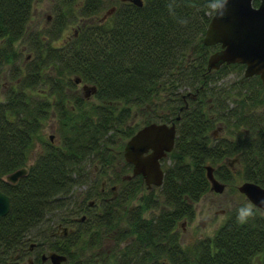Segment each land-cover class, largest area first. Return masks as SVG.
Segmentation results:
<instances>
[{
	"label": "trees",
	"instance_id": "obj_1",
	"mask_svg": "<svg viewBox=\"0 0 264 264\" xmlns=\"http://www.w3.org/2000/svg\"><path fill=\"white\" fill-rule=\"evenodd\" d=\"M33 1L0 0V189L10 197L0 264H41L50 251L66 255L61 264H253L259 254L264 264V211L254 206L255 217L241 225L245 202L212 235L180 241V221L193 219L194 203L210 189L207 164L226 185L236 171L264 187V86L259 75H244L243 63L207 68L220 44L203 42L212 15L205 0H176L186 26L169 14L170 0H117L96 20L87 18L104 0L77 8L76 0H58L53 24L28 30ZM80 18L87 20L63 38ZM231 72L237 79H226ZM81 82L95 90L82 93ZM132 107L146 114L142 125L176 124L163 181L136 204L145 182L123 156L140 127L128 123ZM49 123L54 134L45 137ZM219 124L225 133L215 138ZM231 156L232 166L224 160ZM92 165L99 174H90ZM24 166L16 181L3 179ZM103 177L118 184L115 192L102 189Z\"/></svg>",
	"mask_w": 264,
	"mask_h": 264
},
{
	"label": "water",
	"instance_id": "obj_2",
	"mask_svg": "<svg viewBox=\"0 0 264 264\" xmlns=\"http://www.w3.org/2000/svg\"><path fill=\"white\" fill-rule=\"evenodd\" d=\"M129 1L137 5L142 4V0ZM203 42L206 45L220 44V48L208 56V69L218 68L222 63H243L244 75H259L264 86V0H259L257 5L253 4V0H229L223 17H214L212 13ZM88 87L92 91L95 90L94 86L84 84L86 95L89 94ZM175 136V122L150 121L140 126L125 141L124 159L132 164V174H140L143 177L147 188L162 183L164 171L161 160L173 148ZM236 158L233 157L229 164L232 165ZM205 167L210 189L223 191L225 183L215 177L210 164ZM26 170L25 166L20 167L8 173L5 179L14 182ZM237 188L254 206L264 211V187L254 181L243 180ZM9 208L10 197L0 189V219L7 214ZM61 227L65 232L68 230L67 226ZM42 258H49L50 264H61L66 255L50 251L47 255L43 254Z\"/></svg>",
	"mask_w": 264,
	"mask_h": 264
},
{
	"label": "rangeland",
	"instance_id": "obj_3",
	"mask_svg": "<svg viewBox=\"0 0 264 264\" xmlns=\"http://www.w3.org/2000/svg\"><path fill=\"white\" fill-rule=\"evenodd\" d=\"M83 0H76L73 4L74 8H77L79 5H81ZM117 3V0H104V6L99 10V12L96 15H93L91 18L87 19H93L96 20L98 17L102 16L110 6ZM60 4H58V0H34L32 4L31 9V17L28 23V30L32 29H43L50 27L55 20L56 12L57 10H60ZM87 19H79L69 22L68 25L63 29L62 31V37H68L72 32L77 28L79 24H81L82 21ZM27 30V31H28ZM0 46H2V43L0 42ZM17 48H21V43H17ZM27 51L25 49H21V54L24 57L26 55ZM237 74L234 72H231L228 74L226 79H237ZM0 83H4V78L0 80ZM79 89L82 93H85L86 89H83V83H79ZM0 91H2V87L0 86ZM147 116L144 114V112L136 107H132V114L128 119V123L134 124V125H142V121L146 119ZM52 123H49L45 125V127L42 129L43 136L48 137L49 135L52 136L54 134ZM224 130L220 124L216 126L213 129V137H218L220 135H223ZM40 150V145L36 144L34 150L32 151L31 157L28 161V164L31 163L35 157V154ZM234 156L226 157L224 160L230 161ZM234 163V161H233ZM232 163V165H233ZM231 165V166H232ZM90 174H99L98 169L96 166L92 165L90 167ZM235 171V170H234ZM235 178L233 182V186L231 185H225V188L221 192L214 191L212 189H209L206 193H204L198 201L194 203V209L195 214L193 219L191 220H182L180 221V224L178 225V231L180 234V241L182 244L187 245L195 242L198 238L210 236L212 235L218 226L224 221L226 216L228 215L230 209L232 207L240 202H245V204H252L249 199L241 193L237 185H239L243 181V177L241 174H237V172H234ZM5 178V175L3 176ZM109 180L106 179V177H103L99 180V183H104V188H110L112 187V190L115 192L117 190L118 184H114L111 182H108ZM101 183V184H102ZM102 186V187H103ZM83 188L85 186H82ZM81 187V188H82ZM156 190V186L153 187ZM78 191V188L75 190ZM149 189L145 186L137 192L136 196L131 200L130 203L136 204L140 201L141 195L147 194ZM91 200L93 198H90ZM253 205V204H252ZM254 206V205H253ZM263 211V210H262ZM150 210H147L144 212L145 216H149ZM123 224V222H121ZM109 237V236H107ZM109 240L103 241L101 248H107L109 247L111 243V238H108ZM47 252L46 254H48ZM262 261V255L259 254L255 256L253 264H261ZM50 261L48 260V263Z\"/></svg>",
	"mask_w": 264,
	"mask_h": 264
},
{
	"label": "clouds",
	"instance_id": "obj_4",
	"mask_svg": "<svg viewBox=\"0 0 264 264\" xmlns=\"http://www.w3.org/2000/svg\"><path fill=\"white\" fill-rule=\"evenodd\" d=\"M229 0H205V4L203 7L211 11L214 14V17H223L227 10ZM176 0H170L167 5L169 14L174 18L178 19V22L182 26H186L188 24V19L186 17L178 18L175 8L177 7ZM255 209L252 204H245L240 206L237 209L236 219L237 222L241 225L246 224L250 219L255 217Z\"/></svg>",
	"mask_w": 264,
	"mask_h": 264
},
{
	"label": "flooded vegetation",
	"instance_id": "obj_5",
	"mask_svg": "<svg viewBox=\"0 0 264 264\" xmlns=\"http://www.w3.org/2000/svg\"><path fill=\"white\" fill-rule=\"evenodd\" d=\"M20 177V176H19ZM3 179H5L4 177H3ZM6 180V179H5ZM8 181V180H7ZM104 185V183H102V186ZM113 187V186H112ZM102 189H104V186L102 187ZM59 225H61V224H59ZM58 225V230H61L62 229V227L61 226H59ZM63 233H66L64 230L62 231ZM33 247V245L31 244V246H30V248H32ZM43 254H46V253H43ZM42 254V255H43ZM47 255V254H46ZM31 259V258H30ZM48 260L50 261V259L49 258H46L45 260H43V258H42V261H41V264H50L51 263V261L48 263ZM31 264H33V260L31 259V261H29Z\"/></svg>",
	"mask_w": 264,
	"mask_h": 264
},
{
	"label": "bare ground",
	"instance_id": "obj_6",
	"mask_svg": "<svg viewBox=\"0 0 264 264\" xmlns=\"http://www.w3.org/2000/svg\"><path fill=\"white\" fill-rule=\"evenodd\" d=\"M28 170V169H27Z\"/></svg>",
	"mask_w": 264,
	"mask_h": 264
}]
</instances>
